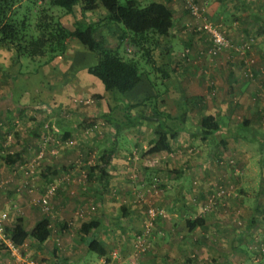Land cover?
<instances>
[{
	"label": "rangeland",
	"instance_id": "374dc122",
	"mask_svg": "<svg viewBox=\"0 0 264 264\" xmlns=\"http://www.w3.org/2000/svg\"><path fill=\"white\" fill-rule=\"evenodd\" d=\"M139 1L144 3L148 0ZM206 1L209 20L217 24L232 46L221 48L215 54H208L207 35L204 39L202 31L195 32L189 14L183 11L178 23L179 29L182 28L184 33H192L196 39L202 40L194 48L192 44H182L176 56L179 58L186 51L188 68L194 67L204 76L211 67L209 61L213 59L218 61L217 70L223 68L225 72H238L241 77L263 73L264 35L257 31L264 24V0ZM179 4L184 7L183 0H179ZM209 4L213 9L211 12L208 10ZM24 8L23 4L17 7L16 17H20ZM53 13L69 29L75 21L80 24L88 21L99 22L97 32L102 36L104 45L118 46L124 56L137 59L144 77L147 76L154 85V91L160 86L159 77L153 76L150 59L161 57L163 60L161 45L166 42L167 37H161L159 43L153 46L155 56H152V50L149 59L144 55L140 56L139 51L127 41L119 45L117 37L120 30L113 24H102L104 12L100 8L85 13L80 12L77 4H73L71 12L65 13L62 8H54ZM119 27H122L121 24ZM259 38H263L260 46L253 48L254 40ZM205 44L206 50L203 49L205 46L202 47ZM0 58H3L2 61L0 59V89L13 91V96H4L3 101L47 105L49 110L52 107L57 115L65 117L62 118L63 123L72 132L63 141L45 132L34 150V154L42 150L40 156L46 152L53 159V164H58L57 157L62 155L61 163L65 169L49 178L41 194L52 187L49 209L42 210L43 214L49 215L48 218L54 210L52 200L58 202L62 196L68 199V207L62 208L66 214L59 223L64 237L57 248L58 255L62 251L66 255L63 258L68 259L67 264H173L174 260L177 263L179 256L170 258L168 254H162L166 249L175 246L179 235L181 236L180 232H185L186 228L183 220L187 216V208L181 211L169 206L174 201V195L180 193V200L195 205L199 213H207L212 207L223 204V210L232 217V209L227 204L236 203L239 199L252 204L250 193H258L257 190H261V187L264 189V142L238 144L234 138L228 139V143L224 139V143L209 144L205 151L203 145L186 143L183 137L175 136L168 138V150L150 149L156 139L153 131L155 119L152 118L151 109L163 113L166 112L165 105H183L186 102L190 106L192 97H168L152 93L144 96L141 91L134 93L132 89L123 93L106 90L95 76L86 72V66L95 60L94 54L73 38L66 39L65 51L50 60H47L46 55H17L12 47L4 45H0ZM208 86L209 84L205 87ZM182 98H185L184 101ZM234 98L235 95L230 94V101ZM262 99L264 101L263 95ZM127 103L135 104L126 107L124 104ZM53 111L51 119L56 116ZM188 114L191 117V113ZM125 116L137 117L138 121L116 133L115 123L106 117L124 121ZM172 121L177 123V120ZM113 140L115 152L108 167L107 181L104 183L99 179L97 166L102 164L101 150L110 146ZM199 151L205 155L211 153L209 160L206 159L207 162L203 165L209 174H199V168L195 166L194 169L184 170V174L187 172L186 177L175 175L176 169L188 163L187 160L183 161V157L192 153L198 155ZM187 166L192 167L190 163ZM59 188L62 192H59ZM120 205H124L130 213L123 216ZM149 209L160 210L161 214H150ZM235 211L234 220L229 224L232 232L243 227L242 216L246 212L244 209ZM52 215H55L54 212ZM175 215L180 216V222L178 219L172 225L174 234L171 232V235L164 238V229L170 226L169 221ZM88 218H98L100 221L96 237L106 248L104 255L86 251L83 237L77 232L80 221ZM261 218L264 220V215ZM51 223L56 225L55 219H51ZM252 229L244 233L252 240L248 248H261L263 230L258 234H251ZM4 233L7 235L6 229ZM181 239L185 241L182 244L186 243L181 247L187 249V240L183 237ZM0 249L4 252L0 259L11 255L2 241ZM42 259L39 260L37 256L32 261L34 264H41ZM51 264L61 262L52 259Z\"/></svg>",
	"mask_w": 264,
	"mask_h": 264
},
{
	"label": "crops",
	"instance_id": "0c3cea01",
	"mask_svg": "<svg viewBox=\"0 0 264 264\" xmlns=\"http://www.w3.org/2000/svg\"><path fill=\"white\" fill-rule=\"evenodd\" d=\"M158 1L167 3L175 11L173 12L172 36L167 45H165L166 42L161 45L163 50L160 53L163 55V60L161 57L150 60L155 66L166 72L158 87V95L192 97V104L187 108H184L185 105H176L172 99L173 105H165L164 107L170 118H177L175 125L179 127V130L175 132L173 137H183L186 143H199V145H203V148L205 147V151L209 144L224 143V139L226 143H228V139L232 138L236 139L238 144L263 143L264 101L262 95L264 96V72L254 73L252 77H241L238 72L234 74L229 70L225 72L222 67L221 70H217V67L219 68L216 65L217 59L209 61L211 67L206 71L205 76L196 71L194 67L189 69L186 65L187 62L178 58L176 52L181 50L182 44H186V46L192 44L193 48L195 45L198 46L202 38L201 40L196 39L192 33H184L179 29L178 23L181 14L185 11L179 4V0ZM210 7L209 4L208 10L211 12L213 9ZM99 8L103 10L101 7ZM90 11L87 10L85 13ZM257 33L264 35V24L260 26ZM203 36L206 39L205 33ZM261 39L254 40L252 47L260 46ZM126 41L123 40L125 43ZM206 43L210 44V39ZM207 44L202 46H205L204 50H206ZM152 56H155L154 49ZM0 59L3 60V58ZM153 72V76H158L156 70ZM207 84H209L208 88L205 87ZM153 86L147 76L141 75L139 82L135 84L132 90L134 93L141 91L144 96L151 95V93L155 94ZM230 94L235 95L231 101L229 99ZM4 96H13V91L0 89V209L6 212L3 229L8 230L9 227L19 221L21 226L28 230L38 220L46 217L49 233L42 242L26 237L18 245L20 257L16 258L15 255L7 256L8 258L4 257V259H0V264H29L27 260H32L37 256L39 260L43 258L41 264H51L52 259L53 261H60L61 264H67L68 259L63 258L66 255L63 251L58 255L57 248L64 237L63 228L59 227V223L66 214L62 208L68 207V199L62 196L58 202L52 200L54 210H52L50 218L47 217L49 215L43 214L38 201L49 178L65 169L61 163L62 155L57 157L59 163L53 164V159L46 152L38 158L35 157L34 150L45 132H49V136L52 134L53 137L61 141L69 137L72 132L70 131V135L64 137V131L69 130V127L65 122L63 123L62 118L65 117L57 115L51 109L52 107L49 110L47 105L7 103L2 99ZM226 98L228 99L226 100ZM181 108L187 110L184 120H178ZM52 111L56 115L53 119H51ZM188 112L191 113V117ZM201 113L215 114L219 121V127L214 131L211 139L201 136L198 125V118ZM203 153L199 151L198 155L192 153V155L183 157V161L187 160L192 167L188 168V163L185 162L186 164H183L182 168L176 169L175 175L186 177L187 172L184 174V170L194 169L195 166L199 168V174L203 172L209 174L203 165L207 162L206 159L209 160L211 153H207V155ZM35 165L37 166L34 167ZM58 190L62 192L61 188ZM257 191L259 192L250 193L252 204L240 199L237 201L238 203L227 204L229 209H232L230 211L233 213L232 217L223 210L225 209L223 204L212 207L213 209L211 208L207 213H199L195 205H191L189 202L184 203L180 200V193H175L174 201L169 203V206H172L171 209L184 211L187 208V216H184V219L198 217L199 223L190 230L184 228L185 232H180L181 236L179 235L175 246L172 249H166V252L162 254L165 256L168 254L170 258L171 256H179L177 263L174 260L173 264H264V220H261V216L264 215V189L261 187V190ZM95 199L97 200V198ZM235 209H244L246 212L242 216L243 227L241 229L238 227L235 232H232L229 224L234 220ZM53 212L55 215H52ZM129 213L130 211H127L126 215ZM51 219H55L56 225L51 223ZM178 219L180 222L179 215L172 216L169 221L170 226L164 229L166 231L162 235L164 238L171 235L173 232L172 225L176 224ZM250 229H252L251 234H258L261 229L263 230L261 248H248L251 246L252 240L244 233ZM181 237L187 240V249L181 247L186 245V243L182 244L185 241ZM2 255L4 252L0 249V257H3Z\"/></svg>",
	"mask_w": 264,
	"mask_h": 264
},
{
	"label": "trees",
	"instance_id": "16d2710c",
	"mask_svg": "<svg viewBox=\"0 0 264 264\" xmlns=\"http://www.w3.org/2000/svg\"><path fill=\"white\" fill-rule=\"evenodd\" d=\"M21 4L25 8L18 18L15 12ZM73 4L79 6L80 12L101 7L104 12L102 24L113 23L114 27L120 30L117 37L119 45L122 44L123 40H127L132 47L136 48L135 50L139 51L140 56L144 55L149 59L153 46L159 43L161 37H167L165 43L167 45L172 36L174 11L163 1L148 0L142 3L139 0H0V45L12 47L17 55L20 53H25L30 57L46 55L47 60H50L65 51L66 39L73 38L94 54L95 60L86 66V72L95 76L104 89L120 93L131 90L143 75L140 64H138L139 61L132 56H124L119 51L118 46H105L102 36L97 32L99 22L88 21L80 24L75 21L72 23L71 29L64 26L59 17L53 13L54 8H62L63 12L68 13L71 12ZM183 9L189 14L187 8L183 7ZM119 24H121L122 29ZM193 30H196L195 32L202 31L209 40V35L204 29L193 28ZM179 58L186 62L187 59L185 58H188L186 51ZM151 65L153 70L159 71L158 77L162 81L161 79L166 72L153 63ZM158 92L159 88H156L153 95H158ZM184 99L181 100L184 101ZM133 104L124 105L129 107L134 106ZM183 105H185L184 108L188 106L186 102ZM186 111L182 108L178 120H184ZM151 114L152 118L155 119L153 131L156 139L153 140L150 149L153 151L168 150V138L172 139L179 127H176L175 122L172 121L173 119L169 117L167 112H154V109H151ZM106 118L115 123L114 131L116 133L138 121L137 117L128 116H125L124 121L111 117ZM85 119L83 118V120ZM198 125L201 136L211 139L214 131L219 127V121L215 114L201 113L198 118ZM68 135H70V130L64 131V137ZM114 152L115 140L110 146L104 147L100 153L102 164L97 166V173L99 179L104 183L107 181L108 167ZM120 208L123 216H126L127 211L124 205H120ZM45 218L38 220L28 230L17 221L16 224L6 230L8 239L17 246L26 237L42 242L49 233L48 222ZM198 221V217L185 218L184 225L190 230L199 223ZM99 225L98 218H88L80 221L77 232L83 237L86 251H92L96 255H104L106 248L101 240L96 237V229Z\"/></svg>",
	"mask_w": 264,
	"mask_h": 264
},
{
	"label": "built area",
	"instance_id": "2783aa9c",
	"mask_svg": "<svg viewBox=\"0 0 264 264\" xmlns=\"http://www.w3.org/2000/svg\"><path fill=\"white\" fill-rule=\"evenodd\" d=\"M183 6L188 9L190 22L194 29H204L210 39V45L207 49L208 54H215L221 48L232 46L230 40L225 37L223 31L217 26L216 23L209 20L206 14V0H183ZM42 150H39L35 157H40ZM52 190V187H49L45 190V192L38 198L39 204L43 211H48L49 209V195ZM150 214H161V211H154L149 209ZM6 218V212L0 209V241L4 243V245L8 248L9 252L12 255H15L16 258H19L18 246L13 244L8 236L5 235L3 229V221ZM27 262L29 264H34L31 259H28Z\"/></svg>",
	"mask_w": 264,
	"mask_h": 264
}]
</instances>
